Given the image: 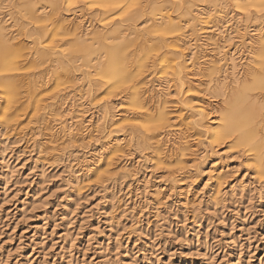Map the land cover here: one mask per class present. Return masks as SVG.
Returning <instances> with one entry per match:
<instances>
[{"label":"rangeland","instance_id":"374dc122","mask_svg":"<svg viewBox=\"0 0 264 264\" xmlns=\"http://www.w3.org/2000/svg\"><path fill=\"white\" fill-rule=\"evenodd\" d=\"M54 1L38 2L50 6ZM73 1L76 0H64L61 12L66 11L69 6L72 10L75 8L73 11L84 14L85 21L93 20L97 26L100 25L101 17L95 4L88 2L90 6L80 2L81 0H77L78 4H72ZM213 2L197 0L193 4L206 7ZM169 8L170 6L164 9L163 14L166 12L168 15L169 12L171 20L178 21L181 12ZM0 9V20L11 13L18 24L13 27L12 21H7V26H11L9 30L17 34V39L13 42L16 47L9 44L5 51H11L16 62L14 68L4 74L12 79L16 73L12 80L18 82L20 91L17 103L10 110H6L8 104L5 102L3 90L0 89V154L3 139L9 138L6 160L3 161L0 156V264H264V173H257L258 167L264 172V160L261 159L262 164L259 162L258 153L253 148L254 144L260 143L264 158V89L255 80L246 74L241 76L240 93L250 99L247 104H241L234 99V86L226 93L211 90L208 97H205L204 93H208L200 90L208 82L206 75L195 78L197 81L194 85H200L197 88L201 93L191 92L185 95V98L195 102L204 100L205 104H209V109L215 107L212 116L217 120V125L225 116L230 118L231 125L224 138L215 139L213 134L205 137L197 130L188 128L178 119L182 114L181 108L174 105V101L167 104L171 115L178 117L174 125L179 128L182 136H193L194 150L207 148L212 149L214 155L220 153L224 161L229 163L232 172L236 173L226 179L223 197L216 200L211 191L217 179L215 173L212 172L211 177L210 173L197 176L198 161L188 160L187 163H181L180 152L169 150H166L165 159L161 160L151 147L154 133L149 134L146 129L148 125L158 121L159 110L156 109V99L152 100L151 95L145 93L147 87L156 84L154 82L158 80H170V100H175L173 95L176 89L173 70L165 58V51L152 48L155 38H150L143 47L139 44L129 49L133 57H142L146 63L140 83L133 84L132 87L114 88L108 84L101 88L92 86L93 91L85 96L84 103L89 114L111 103L118 106L117 109H122V112L130 111L133 116V127L128 126L131 123H126L124 127L114 128L115 131H123L122 138L132 133L131 143L126 139L124 151V155H129V160L137 162L134 165L136 173L132 175L123 171V154L110 161L109 153L104 152L103 145L108 143L105 130L97 138H87L85 141L68 140L62 135L64 133L60 126L56 130H50L52 125H56L53 117L60 105L63 102L66 105L71 104L73 97L81 93V88L69 80L70 77L65 75L62 68H52L48 62L34 61L30 56L19 59L15 52L17 46L23 42L31 44L32 38L29 37L33 35L35 28L30 25L24 30L25 34L19 28V25L28 22L20 14L25 12V4L21 0H8L5 3L0 1ZM254 10L255 8L252 12ZM256 10H260L263 15L264 3H259ZM148 11L146 14L150 13ZM116 13L113 22L108 27L101 28L103 32L118 26L121 12ZM236 14L233 15L240 30L259 23V18L255 15L250 14L251 18L248 20L243 13L239 16ZM146 17H142L139 23ZM72 18L69 17L68 22ZM55 24L54 26H59ZM50 29L51 45L54 43L58 46L66 57L61 56L60 60L68 63L72 70H85L83 58L79 63H74L79 60V55L74 51L73 35L67 30H53L51 26ZM233 35L235 39L233 45L227 48L226 58L235 54L240 60L242 57L245 59L249 49L240 43L238 33ZM144 47L147 49H142ZM227 68L228 65L224 67V71ZM34 86L40 87V93H36L35 97L32 94ZM133 88L140 93L141 101H146L142 110L136 107ZM37 99L42 100L39 113L36 112L34 104ZM229 100L233 102L230 101L229 104ZM249 104L252 105L253 113L247 107ZM228 105L232 114L228 112ZM246 107L247 110H244ZM3 109L7 112L6 115ZM243 111L247 112V116L248 113L252 115L249 114L248 118L252 120H249V124L257 132L252 143L242 141L241 136L246 128L242 122L243 116L246 117ZM78 115V112L74 114ZM97 154H102L104 158L101 161L102 167L96 169L101 172L100 176L96 170H90V176L85 177L86 164L92 166L96 163ZM84 158L86 161L83 165ZM107 160L113 165L105 173ZM95 166L94 164L93 167ZM11 169L14 172H9ZM145 171L149 174L146 179ZM6 176L9 179L5 183ZM207 179L208 187L199 195L198 204L201 209L194 212L191 204L188 205V201H185V190L189 183L192 182L191 188L194 189L197 184ZM242 180L249 185L246 191L240 187ZM157 191L161 193L163 200L158 204L159 214L156 217L153 201ZM192 193L195 191L192 190ZM123 203L127 206L123 207Z\"/></svg>","mask_w":264,"mask_h":264},{"label":"bare ground","instance_id":"6f19581e","mask_svg":"<svg viewBox=\"0 0 264 264\" xmlns=\"http://www.w3.org/2000/svg\"><path fill=\"white\" fill-rule=\"evenodd\" d=\"M0 1L5 3L8 0ZM21 1L25 4V12L22 11L20 14L26 18L28 22L19 25V28L22 29V34H25L24 30L32 25L35 28V32L33 31V35L29 37L30 39L32 38L31 44L23 42L20 46H17L15 50L16 55L20 57L19 59H22L21 57L23 56H30L34 61L48 62L51 64L52 68H62L65 75L70 77L69 80L74 82L77 87L81 88V93L76 94V96L73 97L74 100L71 99V104L67 103L66 105V103L63 102V104L60 105L58 112H56L53 117V121L56 122V125L51 124V131L58 129L57 127L60 126L61 132L64 133L61 134L66 136L68 140L72 141L78 139L85 141L87 138H97L98 134H102L105 130L106 134H104L108 139V143L103 146L104 152L109 153L110 157H107L111 161V159L115 158L117 155L123 154L122 156H124V158L122 162L125 161L124 165H122L123 171L135 175L136 168L134 165L137 164V162L135 161V163H133L131 159L129 160V155H124L126 139L128 140L127 142L131 143L132 133H128V135L123 134L124 136L122 138L121 132L123 131H115L114 129L118 126L124 127L126 123H131L128 126L133 127L132 122L134 121L130 111L123 110L122 112V109H117L118 106L109 103L97 109V112L89 114V110L84 102L86 101L85 96L93 91L91 89L92 86L101 88L108 84L110 87L116 88L123 86L132 87L133 84L140 83L146 63L142 57H133V53L129 51V49L139 44L140 47H143L150 41V38H155L156 42L153 44L152 48L154 50L165 51V58H167L169 62L168 65L173 70L172 75L175 78L176 85L174 86L176 89L175 95H173L175 100H170L172 98H170V96H172L170 80H158L154 82L156 84H150L148 87V82L145 83L147 87L145 93H149L152 100L156 99V109L159 110L158 121L148 125L146 129L149 134L154 133L152 138L154 141L151 147L154 148L158 159L161 160L166 157V150H169L172 152H180L181 163H187L188 160H192L193 162L198 161L197 176L199 174L207 175L210 173L209 175L211 177V173H215L217 179L211 191L215 195L214 197L216 200L222 199V192L226 179H228L230 175L233 176L236 173L232 172L229 163L224 161V157L220 156V153L219 155L217 153L214 155L213 150H208L207 148L197 149V151H195V144L192 143L193 136H182L179 128L174 125V122H176L175 119L178 117L171 115L172 112L168 110L167 104L170 103V101H174V105L182 110V114L178 119H181L188 128L197 130L202 136L207 137L208 134H213V136H215L213 138L215 139L224 138L226 136L229 130L228 127L231 125L229 122L230 118L225 116L222 122L217 125V120L212 116L215 107L209 109V104H205L204 100L202 102H195L193 99L185 98V95L191 92L201 93L206 91L208 94L204 93V96L208 97L211 90H218L226 93L228 89L230 90L231 87L234 86V88H232V95L236 96L234 99L241 104L250 103V99L240 93L241 89L239 85L243 74L252 78L253 81L255 80L258 86L264 89V11L262 15L260 14L262 8L256 10L259 3L262 5L264 0H213L214 2L206 7H204L205 5L200 6L198 4H193V2L197 0H81L80 2L84 4L91 2L93 5H96L101 17L99 26H97L93 20L85 21L84 14L78 13L79 11H73L75 8L72 10L67 6L69 2L66 5L68 9L66 8V11L61 12L64 0H55L50 6L39 4L38 1L41 0ZM74 2L78 4L77 0L73 1L72 4H74ZM88 5L90 4L88 3ZM169 6V10L174 9L177 12H181V18L178 21L171 20L172 18H170L169 12L168 15L166 12L163 14V10H166ZM254 8L255 10L252 12ZM147 11L150 13L146 14ZM116 12H121L118 17L120 19V22L117 23L118 26H114L107 32H103L101 28H106L113 22V19L117 16ZM234 13H237V16L243 13V16H246L248 20L251 18V15H255V17L259 18V23L251 27L246 26L244 30L242 28V30H240L238 22L235 21ZM144 16H147L146 19H144L142 23H139V20ZM6 17H1L0 20V89L3 90L5 102L8 104L6 105L8 106L6 110H10L12 105L17 103L20 91L18 89V82L16 83L15 80H12L15 78L16 73L12 79L9 78L7 74H4V72L14 68L16 62L13 53L11 51H5L6 46L9 44L13 45V42L17 39V34L9 30L11 26H7L9 25L7 21H12L13 27H16L18 24L17 21L13 19L11 13L7 14ZM69 17H73L70 19L71 22L67 20ZM56 20L57 24H55ZM54 24L59 26H54ZM50 26L53 27V30H67L70 32L71 36L73 35L72 37L75 38L73 45L74 51L79 55V60L74 63H79L81 58H83V67L85 70H72L68 63L60 60L61 56L63 58L66 57L62 55L58 46L54 45V43L51 45L52 40L51 42L49 40L52 32L51 29L49 30ZM235 32L238 33V36L240 35L238 37L240 38V43L246 46V49L247 47L249 49L248 56L245 59L242 57L240 60V57H235V54L231 55L230 58H226L227 48L233 45L232 43L237 35H233ZM237 41L238 40H236V42ZM142 49H147V47ZM74 51L72 50V52ZM255 52L257 54H255ZM104 59L106 60L105 62ZM227 65L229 68L224 71V67ZM245 67H247L246 73ZM20 68L22 67L20 66ZM228 71L229 73L227 74ZM19 74L18 76H20ZM200 75H206V77L209 78L207 79L208 82H206L204 89L200 90L201 92L197 88L200 85H194L196 83L195 81H197L195 78ZM229 78L230 81L228 82ZM245 83L247 84V82ZM39 89L40 87L36 86L32 88L34 97L36 93H40ZM84 91L86 92L84 93ZM132 95L136 100V107L142 110L146 105V101H141L140 93L136 88ZM199 99L200 98H198V101ZM41 101V99L34 101L37 113L42 109V105H40L42 104ZM230 101L231 103L233 102V100H229V104ZM76 104L78 105L76 106ZM251 106L252 105L247 107L251 108ZM247 107L243 109L247 110ZM230 108L229 106L228 112L231 111ZM5 112L6 111H4V113ZM76 112L79 113L78 116H74ZM231 112L230 114H232ZM251 112L253 113V110ZM240 113H238V115ZM245 113L247 114V112ZM249 114L250 113H248V116L246 115V117L243 116L242 118L243 126L246 128H243L244 131L241 137L242 141L252 143L256 138L257 132L254 128L250 127L249 120L251 118H248ZM235 116L237 115L235 114ZM232 117L231 115V118ZM6 118H9V116ZM239 120H241V118ZM251 121L252 120H250V122ZM219 128H221V130H218ZM8 139V137L3 139L4 141L0 154L3 161L6 160L5 155L9 148ZM55 142L57 143V141ZM259 144H254L253 148L255 152L258 153L259 162L262 164L263 162L261 159L264 160V158L262 148ZM210 152H212L213 155H211ZM60 155L62 156V154ZM102 158L103 155L99 154L96 163L94 162L97 168L93 167L94 164L92 166L88 163L86 164L85 177L90 176V170L93 171L102 167L101 161L104 159ZM177 159H179V157ZM109 160H107L106 163L107 168L104 167L105 173H108L109 167L113 165ZM84 161H86L85 158L82 161L83 165L85 163ZM9 172L12 173L14 171L12 170ZM97 172L99 175L100 171ZM257 173L260 175L264 172L258 167ZM148 175V172L145 171L144 178H148ZM5 178L4 181L6 183L9 178L7 176ZM208 182L209 179L204 180L201 184H197L194 189L191 188L192 182L187 185L184 196L187 200L185 201H188L187 204H191L194 212L199 211L198 209L201 206L198 204L199 195L204 193L206 187H208ZM260 184H262V181H260ZM240 187L243 191H246L249 185H246L242 180ZM192 190H194L195 193H192ZM161 199V193L157 191L156 194H154L153 201L156 214H159L158 204L163 200ZM122 206L126 207L127 204L123 203Z\"/></svg>","mask_w":264,"mask_h":264}]
</instances>
